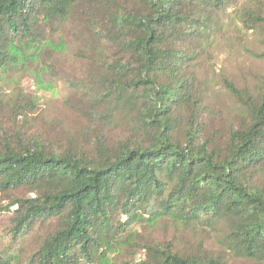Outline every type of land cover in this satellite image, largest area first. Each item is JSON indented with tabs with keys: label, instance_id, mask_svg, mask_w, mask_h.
Here are the masks:
<instances>
[{
	"label": "trees",
	"instance_id": "1",
	"mask_svg": "<svg viewBox=\"0 0 264 264\" xmlns=\"http://www.w3.org/2000/svg\"><path fill=\"white\" fill-rule=\"evenodd\" d=\"M240 1L0 0V264H264V75L201 73L229 34L264 62Z\"/></svg>",
	"mask_w": 264,
	"mask_h": 264
},
{
	"label": "rangeland",
	"instance_id": "2",
	"mask_svg": "<svg viewBox=\"0 0 264 264\" xmlns=\"http://www.w3.org/2000/svg\"><path fill=\"white\" fill-rule=\"evenodd\" d=\"M262 2V0H255ZM245 0L240 1L243 4ZM249 39L247 35L229 34L226 38L216 42L214 49H212V60L203 66L201 73L206 75V69H209L208 78L214 76L219 79H226L227 81L234 82L236 86L242 88L252 84L256 78L264 75V62L250 56L240 46L235 45L238 39ZM245 41L242 40L241 43ZM248 50V48H245ZM59 71L61 74L62 85L66 81L76 79L82 71L81 64L75 62L71 58V54L64 55L59 61ZM218 79V82H220ZM22 85L25 88H30V92L35 95L41 108L46 113H50L56 117L62 118L68 124L72 125L75 120L70 114L63 109L61 91L62 89L56 87L55 90L41 89L38 90V85H34L31 80H24ZM219 89L218 87H216ZM221 92V91H220ZM222 106L226 109L228 98L226 95L222 96Z\"/></svg>",
	"mask_w": 264,
	"mask_h": 264
}]
</instances>
